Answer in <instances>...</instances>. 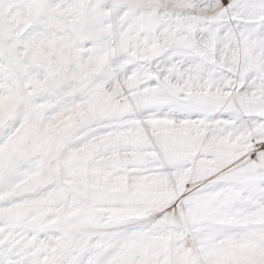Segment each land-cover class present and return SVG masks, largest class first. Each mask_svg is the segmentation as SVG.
<instances>
[{
    "label": "snow or ice",
    "instance_id": "1",
    "mask_svg": "<svg viewBox=\"0 0 264 264\" xmlns=\"http://www.w3.org/2000/svg\"><path fill=\"white\" fill-rule=\"evenodd\" d=\"M0 264H264V0H0Z\"/></svg>",
    "mask_w": 264,
    "mask_h": 264
}]
</instances>
